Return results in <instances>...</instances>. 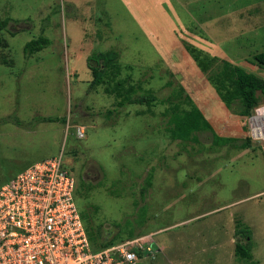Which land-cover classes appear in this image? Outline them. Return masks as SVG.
I'll return each instance as SVG.
<instances>
[{
	"label": "rangeland",
	"instance_id": "374dc122",
	"mask_svg": "<svg viewBox=\"0 0 264 264\" xmlns=\"http://www.w3.org/2000/svg\"><path fill=\"white\" fill-rule=\"evenodd\" d=\"M0 18L10 19L0 56L14 63H0V187L61 155L101 241L155 245L136 264H247L234 253L246 242L238 222L264 264V139L252 131L264 100L246 117L220 98L223 70L264 80L253 60L264 52V0H0ZM40 36L48 45L26 56ZM108 50L116 62L92 86L87 58ZM146 94L150 105L126 101ZM193 109L216 142L174 138V120Z\"/></svg>",
	"mask_w": 264,
	"mask_h": 264
},
{
	"label": "built area",
	"instance_id": "2783aa9c",
	"mask_svg": "<svg viewBox=\"0 0 264 264\" xmlns=\"http://www.w3.org/2000/svg\"><path fill=\"white\" fill-rule=\"evenodd\" d=\"M84 137V129H76ZM61 155L32 164L0 187V264H136L138 240L93 251Z\"/></svg>",
	"mask_w": 264,
	"mask_h": 264
},
{
	"label": "trees",
	"instance_id": "16d2710c",
	"mask_svg": "<svg viewBox=\"0 0 264 264\" xmlns=\"http://www.w3.org/2000/svg\"><path fill=\"white\" fill-rule=\"evenodd\" d=\"M10 19L9 18H0V33L7 32L8 25ZM48 45V40L43 36H40L36 39H33L27 42L24 46V54L26 56L33 55L44 49ZM0 46L3 48H8V43L0 38ZM116 52L114 50H108L105 52H93L87 58V67L91 72L92 86H98L102 83L103 78V70L107 69L110 65L115 64L116 62ZM253 60L261 67L264 68V52H260L254 55ZM0 63L6 66H13V61L10 58H6L5 55L0 56ZM220 79L227 81L228 89L223 90V94H221V100L228 104L232 101H239L243 110V116H250L252 110L257 108L260 99L264 100V80L257 77L254 74L248 73L239 67H233L231 71L223 70L220 74ZM128 103H137L140 105H150L153 102V98L146 94L139 96L135 99H127ZM39 122L45 123H56L61 121L65 123V120L57 119V118H38ZM174 132L173 136L177 139H186L191 134L198 133H210L211 138L215 140L217 136L208 121L205 119L203 114L197 110L193 109L189 113L176 118L173 123ZM193 139V138H190ZM227 143L229 140H226ZM250 139L248 138L246 142L242 144V147H246L249 145ZM76 185V182H75ZM76 187V186H75ZM151 187V176L150 179L144 182L143 188L140 190V194L143 197L147 189ZM75 201L78 207L77 198H76V190L74 192ZM78 211L83 222L88 240L90 242L91 248L93 251H98L103 248L112 246L116 244V242L110 241H101L100 240V232L99 229L96 228V231L91 230L89 226V222L83 217L81 211L78 207ZM236 237H240V239H244L246 242L238 240L235 243V256L239 260L245 261L247 264H256L252 260V247L253 243L251 241V232L248 227L244 226L241 222H238L235 230ZM143 254H138V257L141 258Z\"/></svg>",
	"mask_w": 264,
	"mask_h": 264
},
{
	"label": "bare ground",
	"instance_id": "6f19581e",
	"mask_svg": "<svg viewBox=\"0 0 264 264\" xmlns=\"http://www.w3.org/2000/svg\"><path fill=\"white\" fill-rule=\"evenodd\" d=\"M252 131L256 138L264 139V107L257 110V116L252 119Z\"/></svg>",
	"mask_w": 264,
	"mask_h": 264
},
{
	"label": "water",
	"instance_id": "95a60500",
	"mask_svg": "<svg viewBox=\"0 0 264 264\" xmlns=\"http://www.w3.org/2000/svg\"><path fill=\"white\" fill-rule=\"evenodd\" d=\"M151 248H152V250H154L155 249V245L151 244Z\"/></svg>",
	"mask_w": 264,
	"mask_h": 264
},
{
	"label": "crops",
	"instance_id": "0c3cea01",
	"mask_svg": "<svg viewBox=\"0 0 264 264\" xmlns=\"http://www.w3.org/2000/svg\"><path fill=\"white\" fill-rule=\"evenodd\" d=\"M35 163H36V162H35ZM32 164H34V163H32ZM32 164H30L28 167H30ZM28 167H27V168H28ZM27 168H26V169H27Z\"/></svg>",
	"mask_w": 264,
	"mask_h": 264
}]
</instances>
